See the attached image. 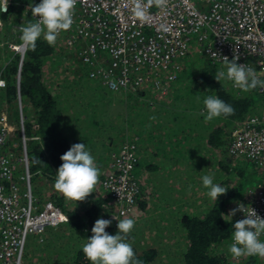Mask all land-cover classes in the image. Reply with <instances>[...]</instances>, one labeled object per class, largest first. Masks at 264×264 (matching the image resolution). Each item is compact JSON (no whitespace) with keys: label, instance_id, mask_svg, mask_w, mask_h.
Here are the masks:
<instances>
[{"label":"built area","instance_id":"obj_1","mask_svg":"<svg viewBox=\"0 0 264 264\" xmlns=\"http://www.w3.org/2000/svg\"><path fill=\"white\" fill-rule=\"evenodd\" d=\"M141 2L147 6L144 18L134 15V0H77L70 30L59 34L105 88L137 89L146 81L158 86L162 71H170L168 79L173 80L181 68L179 60L189 53L193 35L209 60L223 62L225 56L229 60L238 57V63L264 79V0H166L163 6ZM30 17L33 23L38 19L31 10ZM21 43L8 45L23 62L27 47ZM4 84L0 79V86ZM231 87L239 90L232 81ZM257 90L264 94V89ZM17 109L21 119L17 163L12 161L9 148L13 130L7 115L0 114V264H21L28 234H43L49 226L57 227L69 219L53 200L40 202L32 192L27 142L33 136L24 134L20 104ZM229 152L264 171V112L248 113L235 124ZM137 159L133 138L110 153L101 180L107 205L100 217L112 220L108 228H117L118 220L113 216L124 219L138 202ZM244 206L264 218V188L253 204ZM235 216L237 220L245 218L243 212ZM260 240L264 241V234Z\"/></svg>","mask_w":264,"mask_h":264},{"label":"crops","instance_id":"obj_2","mask_svg":"<svg viewBox=\"0 0 264 264\" xmlns=\"http://www.w3.org/2000/svg\"><path fill=\"white\" fill-rule=\"evenodd\" d=\"M41 2L42 0H9L8 7L11 10L17 9L16 13L27 17L31 10L29 5L35 6ZM9 17L12 19V13ZM9 23L5 20L2 26L7 27ZM58 42L65 45L61 35L55 44ZM65 48L68 52L74 53V50L66 45ZM79 61L81 62V59L78 57L73 63L78 64ZM179 62L182 68L176 71V77L169 80L170 71H162L158 86L146 81L137 89L112 91L101 84L99 76L89 78L87 73H90V67L81 62L85 65V72L74 70L71 74L59 75L58 79H64V83L49 88L57 96L62 134L68 140L70 148L75 143H84L86 150L94 156L97 166L99 168L102 166V171L106 172L108 169L109 150L115 141H118V145L126 138H137L138 159L134 174L139 180L143 194L131 212L132 215L130 213L127 217L135 221L132 236L128 239L173 238L174 236L169 234L171 230H174L175 237H179L178 223L183 224V216H204L216 202L207 195L208 189L202 182L204 175H211L213 183L234 191L224 210V213L228 214L238 203L253 204L259 190L264 188V171L245 158H234L229 152L233 127L248 113H257L260 107H264V94L256 92V89L248 92L234 90L227 83V86L238 95L251 97L249 108L236 118L221 115L205 122L207 113L203 101L212 94L210 87L202 80V76L195 69L194 61L187 55ZM184 64L190 65V71ZM218 70L226 71V66L223 65ZM225 81L228 80L224 79L221 82ZM70 85L77 88L73 89ZM86 89L94 97L85 102L79 96L81 94L85 96ZM62 91L63 94L60 95ZM104 93L107 96L102 99L100 96ZM99 99L103 103H99V107H94L98 105ZM253 107L255 111L252 110ZM32 109L31 107L27 110L32 112ZM82 110L87 113L84 114ZM153 116L155 119H150ZM99 120H106L104 122L106 126L98 127ZM108 126L110 128H107ZM100 130L104 131L100 134ZM105 134L106 137L102 138ZM33 138L38 136L33 135L28 142ZM111 138L113 143L110 145ZM253 175L258 179L255 185H250L246 179ZM56 176V173L49 174L37 170L32 177L34 196L40 202L46 199L53 200L64 212L69 210L72 211L71 214L76 212L84 216L85 209L98 197V192L91 193L88 206L79 208L77 201L65 199L54 188ZM98 185L100 184L96 185L97 188ZM98 189L103 193L100 186ZM59 195L62 196L61 201ZM74 220L80 222L78 217H73L59 224L57 228L49 226L43 234L33 233L39 240L37 236L32 238L30 252L25 261L31 260V257L36 262L37 259L51 257L54 264H74L70 259L82 246H67L72 237L67 238L63 244H57L59 239L53 236L58 232L63 233L64 228L72 225L74 229L70 232L73 235L88 238L85 232L88 228L74 226ZM170 224L175 226L171 227ZM232 235L233 233L227 239L228 243L231 242ZM151 247L155 248L153 245Z\"/></svg>","mask_w":264,"mask_h":264},{"label":"trees","instance_id":"obj_3","mask_svg":"<svg viewBox=\"0 0 264 264\" xmlns=\"http://www.w3.org/2000/svg\"><path fill=\"white\" fill-rule=\"evenodd\" d=\"M9 11L10 7H8L7 12L0 13V17L7 20ZM51 50L52 46L40 37L36 42L35 50L27 46L25 59L20 66L18 80L17 71L19 63L16 57L10 59L1 69L0 73V77L5 80L4 86L0 87L3 93L2 97L7 102L8 108L13 110V113L11 112L13 116L12 122H15L14 120H17L19 115L18 109H14L13 106V102L18 96V91L21 99L30 102L33 107V116L31 118H25L23 122V131L26 136H38V139L33 138L27 144L29 171L32 177L37 170L49 174L56 173L63 163L60 157L70 149L68 140L62 134L61 112L58 107L57 96L49 88H46L42 80L41 62ZM71 53L68 52V54ZM219 64L220 62L208 59L205 62L207 72L200 70H197V72L202 76V80L210 87L212 96H218L234 107L235 114L225 117H239L249 108L251 97L238 95L236 91L225 85L226 83L218 82L215 79L217 69L221 68V66L218 67ZM189 66L184 64V67L190 71ZM17 82H19V88H17ZM256 92L260 93L257 88ZM62 94L63 91L60 95ZM106 96L107 94L104 93L100 97L103 99ZM99 103H103V101L99 99ZM18 137H20V134H18ZM38 157L41 163L36 164L33 161ZM227 190L226 194L218 197L214 205L204 216H183L182 223L184 224L187 239V247L183 253L184 264H264V259L258 258L257 256H249L248 258L244 256L243 259H238L228 255L226 250H214L215 244L218 247L222 244V241H224L223 243L227 242L231 233L234 232L233 224L238 221L236 216L231 217L228 216V213H224L227 207V201L232 197L231 194L234 193L232 189ZM139 196L142 197V193ZM139 196L138 201L141 200ZM61 197L59 195L60 201ZM104 202L105 200L100 196L93 199L89 207L85 209L84 216H80L76 212L71 214L72 211L69 210L65 212L70 219L78 217L80 222L74 220L73 225L76 227H87V237L90 238L92 235L91 229L95 221L100 214L105 212L103 209L107 203L104 206ZM128 215L124 218H127ZM115 228L110 227L106 231L111 235H115L117 232H114L118 229ZM229 243L231 245V242ZM133 250L136 258L143 261V264H149L156 254V249L151 247L145 249L142 253H136L134 248ZM70 261L74 264H91L83 254L82 248L75 253V256Z\"/></svg>","mask_w":264,"mask_h":264},{"label":"clouds","instance_id":"obj_4","mask_svg":"<svg viewBox=\"0 0 264 264\" xmlns=\"http://www.w3.org/2000/svg\"><path fill=\"white\" fill-rule=\"evenodd\" d=\"M77 0H42L41 3L31 7L35 23L21 26V47L30 46L35 50L37 40L43 36L50 46H54L61 31L70 30L73 24L74 10ZM163 6L166 0H148V4ZM9 0H0V13L7 12ZM135 6L132 11L135 16L144 18L146 5L141 0H134ZM238 57L229 60L223 57L225 70H218L215 79L221 82L224 79L232 81L234 86L244 92L256 89H264V79H261L256 71L246 64L238 63ZM206 108L205 122L214 118L231 116L235 114L232 105L226 103L218 96H208L203 101ZM150 119H155L151 117ZM38 139V138H37ZM60 159L62 165L59 167L54 183V188L61 193L65 199L73 201H84L94 192L99 183L100 169L95 162L94 156L86 150L84 143H75L64 153ZM34 163L39 164L41 160L36 158ZM203 186L208 189L207 195L217 200L228 191L220 184L213 183L211 175L202 177ZM237 212H243L245 218L233 224V242L229 246V252L234 258L242 256H258L264 259V241L260 240L264 234V218L257 214L255 209L248 210L242 203L233 208L228 216H235ZM118 232L111 235L106 231L112 220L100 218L95 221L91 229L92 235L82 246V252L91 264H143L136 258L133 246L128 242L129 234L134 228L135 221L132 218L119 219Z\"/></svg>","mask_w":264,"mask_h":264},{"label":"rangeland","instance_id":"obj_5","mask_svg":"<svg viewBox=\"0 0 264 264\" xmlns=\"http://www.w3.org/2000/svg\"><path fill=\"white\" fill-rule=\"evenodd\" d=\"M17 10V9H16ZM16 10H11L8 13V17H7V22H10L9 25L7 27H5L4 25L2 26L3 22H5V19H1L2 24L0 25V73H1V69L6 65V63L10 60L16 57V59L18 60V55L16 52H14L15 50L12 49L8 44L9 43H13L16 41L21 40V35L22 33L20 32V28L21 26H27L29 23H33V20L30 17V14L27 17H23V15L19 12L16 13ZM12 13V19H10L9 14ZM43 38V36H41ZM201 52L199 50V48L197 47V44L195 42V35L192 36V40H191V47L189 50V53L187 54V57L190 60L194 61V66L196 67V71L200 70L202 72H207V69L205 67V62L206 60H208L209 58L203 54V53H199ZM77 55H75L74 53L68 54V49L65 48V45L62 44V42H58V44L52 46V50L51 52L44 57V59L41 62V70H42V80L44 82V85L46 86V88H50L52 86H58L60 83H64V79H58L59 75H68L71 74L74 70L79 71V72H85L86 68H84V64L81 63L79 61V63H73L74 60H76ZM224 63L220 62L219 66H223ZM92 70L90 69V72ZM89 78H95L97 75L95 74H90L87 73ZM0 79H3L2 77H0ZM5 81V80H4ZM72 81V79H70V82ZM200 81V80H199ZM198 81V83H199ZM72 83V82H71ZM80 84H83V82H78ZM222 83V82H221ZM226 85L227 83L231 86L230 81H225ZM4 86V85H3ZM0 86V87H3ZM71 88L75 89L77 88L75 85H70ZM87 91V89H86ZM85 96L83 94H81V96H79L83 101H87L89 100L90 97H94V95L91 94V92L87 91V93H84ZM3 93L2 90L0 89V114L1 113H5L7 115V123L8 126L11 130H13V139H11L10 141V147L11 148V158L12 161H14V163H17V158L19 157V151H20V141H21V137H18V134L21 133V119H20V110L19 115L17 120H14L15 122H12V113L13 110L8 108V104L5 101V99L2 97ZM21 105V115L23 116V122L25 120L26 117L31 118L33 116V112H29L27 109L32 107L30 102H26L25 99H18L16 97V99L13 102V106L14 109L17 110L18 105ZM7 105V107H6ZM100 105H94V107H99ZM26 107V109H25ZM28 107V108H27ZM33 108V107H32ZM33 110V109H32ZM253 111H255V107L252 108ZM84 114H86L87 112H85L84 110H82ZM12 112V113H11ZM264 112V107H260L259 108V112L257 113H261ZM256 113V112H253ZM32 114V116H31ZM104 119V118H103ZM106 120L101 121L99 120V125L100 126H106V124H104ZM22 122V125H23ZM107 128H110V126H108ZM107 130V129H106ZM104 130H100V134L103 132ZM21 135V134H20ZM107 134L103 135L102 138H105ZM135 139L137 141V138L135 137H131V138H126V139ZM125 139V140H126ZM123 140V141H125ZM122 141V142H123ZM120 142V143H122ZM113 143V138L109 139V144L111 145ZM118 141L114 142L111 147H110V152H109V157H110V153L112 150H114L115 148L118 147ZM114 145V146H113ZM102 167V166H101ZM100 169L101 175L99 177V184L98 188L100 186L101 188V180L104 176L105 171H102ZM257 176L253 175L252 177H249L248 179H246V181L250 184V185H255L256 181H257ZM33 181V178H32ZM31 186L33 188V182L31 183ZM97 187H95L94 191L98 192V196L102 197L103 200H105L104 202V206L106 204L107 198H106V194L102 193L100 191V189H98ZM102 189V188H101ZM143 194V192H142ZM92 197V194H90L84 201H80L77 202V204H79V208H83L85 205L88 206V202ZM142 199V197H141ZM73 201V200H72ZM106 208V206L104 207V209ZM103 209V210H104ZM83 210V209H82ZM82 210H79L80 212ZM105 214V212L103 213ZM103 214H100V216L97 218L99 219L101 216H103ZM146 225H149L148 223H144ZM171 227H174L175 224H170ZM179 226V237H175V232L174 230H171L169 232V234H172L174 237L173 238H166L164 237V239H147V238H140V239H134L132 237V239H128V242L132 244L133 248L135 249L136 253L138 252H144L145 249L151 247L152 245L157 249L156 254L154 256V258L149 262V264H184L183 263V253L187 247V239L185 238V228L181 223H178ZM57 228V227H55ZM72 228V225L70 227H68L67 229H63V233H57L56 235H53L54 237H57L59 240L56 242L57 244H63L65 241H67V238L72 237L70 239V242L67 246H83L88 238L82 237V235H73L72 232H70ZM82 230V229H81ZM68 232V233H66ZM86 232V231H85ZM108 232V231H107ZM116 232H118L116 230ZM109 233V232H108ZM34 236H37L33 233L28 234L27 236V243L25 245L24 248V252H23V256H22V264H54L53 259H51V257L48 258H42L41 260L37 259V262L34 260L33 257H31V260L29 261H25V258L27 256V254L30 252V247L29 245L32 244V238ZM132 234H129V237H131ZM74 238V239H73ZM38 239V236H37ZM39 240V239H38ZM43 242V241H41ZM222 241V244L218 247L217 244H215L214 246V250H226L228 253V255L232 256L231 253L229 252V246L230 243ZM39 243V242H38ZM68 243V242H67ZM232 243V242H231ZM39 245V244H38ZM145 248V249H144ZM153 248V247H151ZM46 255V254H45ZM35 256V255H34ZM233 257V256H232ZM244 256L239 257L238 259H243ZM249 256H245V258H248ZM258 257V256H257ZM260 258V257H258ZM36 262V263H35ZM62 264V263H61Z\"/></svg>","mask_w":264,"mask_h":264},{"label":"water","instance_id":"obj_6","mask_svg":"<svg viewBox=\"0 0 264 264\" xmlns=\"http://www.w3.org/2000/svg\"><path fill=\"white\" fill-rule=\"evenodd\" d=\"M18 63H19V67H18V71H17V80L19 79V75H20V66H21V63H22L21 60H19ZM18 85H19V82H17V88H19ZM17 98L20 99L19 91H18Z\"/></svg>","mask_w":264,"mask_h":264},{"label":"flooded vegetation","instance_id":"obj_7","mask_svg":"<svg viewBox=\"0 0 264 264\" xmlns=\"http://www.w3.org/2000/svg\"><path fill=\"white\" fill-rule=\"evenodd\" d=\"M22 264V263H21Z\"/></svg>","mask_w":264,"mask_h":264}]
</instances>
